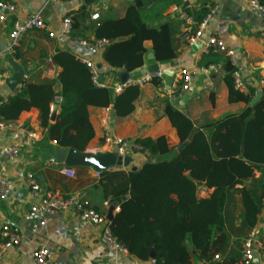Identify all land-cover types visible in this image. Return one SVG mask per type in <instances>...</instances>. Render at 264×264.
Returning <instances> with one entry per match:
<instances>
[{"label":"crops","instance_id":"crops-1","mask_svg":"<svg viewBox=\"0 0 264 264\" xmlns=\"http://www.w3.org/2000/svg\"><path fill=\"white\" fill-rule=\"evenodd\" d=\"M0 1L12 5L14 9L12 13H7L6 28L0 26V50L4 52L7 50L8 32L15 20H22L30 14L39 12L46 24V30L28 32L22 36L15 50L17 58L7 52L4 53V59L0 62V104L21 90L24 76L26 81L32 84L56 80L60 69L52 64L51 58L57 51H69L79 60L90 62L99 73L101 87H108L113 91L115 86L121 84L120 74L125 70H113L109 67L102 58L103 49L81 47L63 38L61 32L63 14L73 15V24H76L73 33L77 39L86 42L95 41V26L104 20L122 18L134 1L141 2V18L149 28L158 30L161 25L170 26L176 57L169 61H156L152 42L146 40L143 43L147 51L144 65L134 72H128V81H133L148 74L143 73V69L156 64L161 74L158 85L151 82L139 86V95L133 103V111L124 117L116 116L110 107L89 106L87 112L93 138L84 153L117 156L115 148H109L104 143L102 121L106 109L109 110V119L105 131L112 138L133 143L139 138L156 139L162 136L166 138L171 151L150 158L149 161L154 163L171 161L180 150L176 131L165 114L167 105L184 114L197 128L226 116L239 114L246 106L241 102H228V89L224 80L227 75L225 60L208 68L199 66L205 54L204 44L213 35H217L229 49L234 51L242 78L246 83V93L252 91L255 96L259 82L264 80V39L260 37L261 31L264 30L263 15L262 17L257 15L256 24L251 20L247 21L248 19H240L237 23L232 20V16L222 14L224 6L221 0H99L94 5H84L82 0ZM238 1L243 4L245 10L256 14L249 8V0ZM205 3L214 4L216 11L206 23L200 39L193 45L187 46L181 42L183 32L189 27L186 17L191 18L194 25L192 17L187 14L197 12ZM94 15H97L95 19L92 18ZM193 25L191 28L194 27ZM48 33L53 36L49 37ZM15 66L23 69L24 73L16 89L9 92L5 84L15 73ZM181 68L192 72L191 88L181 99L172 101L166 90ZM54 90L56 93L59 92L60 86H54ZM59 102L60 99L57 98L49 105L50 124L59 114ZM0 122L16 125L15 128L0 131V145L18 144L21 149L13 160L0 155V168L4 169V178L12 183L9 195L5 199H0V230L3 225H9L17 229L20 236L18 247L0 255V264H34L32 252L40 247L50 249L58 264H150L151 260L140 261L128 254L121 255L105 247L101 242V227L79 222L73 209L47 217L44 226L39 225V219L34 221L24 219L25 213L36 202L31 197L26 182L27 174H32L38 180L42 193L53 192L64 198L76 196L78 199L88 201L92 208L106 219L108 215L112 217L118 208L110 205L107 198L125 186L126 175L131 171V167L139 169L148 161L144 154L131 153L129 157L133 162L129 168L111 165L102 172L86 167L67 168L64 159L70 149H62L46 137L37 109L23 111L16 119L6 120L0 116ZM25 128L36 134V138L28 137ZM66 169L74 171V178L64 175ZM258 176L259 173L256 172L255 177ZM211 192L212 189L199 186L196 195L198 198H206ZM17 196L21 198L18 199ZM238 222L239 220H236L235 225ZM253 233L255 243L260 244L262 248L264 208L258 216ZM203 261H197L196 264H201ZM253 264H264V261L257 255Z\"/></svg>","mask_w":264,"mask_h":264},{"label":"trees","instance_id":"trees-1","mask_svg":"<svg viewBox=\"0 0 264 264\" xmlns=\"http://www.w3.org/2000/svg\"><path fill=\"white\" fill-rule=\"evenodd\" d=\"M207 5L187 14L194 21L193 29L214 6ZM140 6L141 2L134 1L122 18L104 20L94 27V40L107 42L102 58L113 70L131 73L142 68L146 40L152 42L156 61L176 57L170 26L149 28L141 18ZM75 27L72 22L73 38H77ZM14 56L17 58L16 51ZM221 60H225L228 102L246 107L237 115L197 128L167 105L165 114L179 139L176 157L167 162L149 161L171 151L163 136L134 140L148 161L129 171L125 186L107 198L118 208L109 231L130 257L149 261L153 253L155 264H196L218 255L222 264H236L243 242L253 232L264 208V97L248 106L254 94L234 88L233 68L223 55L205 53L199 66L208 68ZM51 62L60 69L56 80L25 81L17 94L0 104V116L16 119L21 112L35 108L49 140L62 149L84 153L93 138L87 108L110 107L116 116H127L133 111L139 86L129 85L119 94L98 87L89 68L69 51H57ZM153 82L158 85L159 81ZM56 85L60 86L57 93ZM57 98L60 111L50 124L49 105ZM199 186L212 189L211 194L198 198ZM261 245L264 250V238Z\"/></svg>","mask_w":264,"mask_h":264},{"label":"built area","instance_id":"built-area-1","mask_svg":"<svg viewBox=\"0 0 264 264\" xmlns=\"http://www.w3.org/2000/svg\"><path fill=\"white\" fill-rule=\"evenodd\" d=\"M248 5L252 11H255L256 13L264 16V0H249ZM13 10L14 9L12 5L0 1V26L6 28L5 24L7 20V13H12ZM215 11L216 7H213L210 12L206 15L205 19L195 29L191 28V26L193 25L191 18L185 16L189 27H187L186 30L183 32L181 36V42L185 43L187 46H191L198 39H200L202 35V30L204 29L206 23L210 20L212 15L215 13ZM96 17L97 15H94L92 18L95 19ZM72 22L73 15L71 13H66L61 16V32L64 39L72 41L81 47H89L93 49H103L104 46L107 44L105 40L86 42L77 38H73L71 36ZM43 30H46V24L39 12L30 14L22 20H15L11 24L8 32L9 46L5 52H7V54L14 55L15 50L18 47L19 41L23 35L32 31ZM48 36L52 37L53 35L51 33H48ZM260 37L264 39V30L261 31ZM204 45L205 53L210 52L212 54L223 55L229 60L233 68L232 83L234 88L240 92L246 93V83L242 78L239 69V64L237 62L234 51L229 49L224 44L222 39H220L217 35L209 37ZM5 52L0 50V62L3 61ZM80 60L89 68L92 75L93 83L96 86L101 87L98 79V71L92 66L90 62L83 59ZM6 75L8 77V74ZM160 78L161 74L159 72L148 73L136 80L128 81L125 84L115 86L113 88V91L115 94H119L125 87L129 85L142 86L144 84L153 82L154 79L159 80ZM25 81L26 76L23 77L21 86L24 85ZM191 82L192 72L188 69L181 68L176 73L173 82L166 90L167 93H169L170 100H179L182 98L183 95H186L191 88ZM256 92H260L261 97H264V80H261L259 82ZM105 112V117L102 121L104 128L105 145L109 148L114 147L115 153L121 157L129 156L131 153L139 154L138 147L133 142L112 138L105 131L107 129V122L109 119V110L106 109ZM15 127L16 125H14L13 123L0 122V131ZM24 131L28 137L36 138V134L29 131L27 128H25ZM20 150L21 149L18 144L0 145V155L6 156L10 160L15 159L19 155ZM3 172L4 169L0 168V199H5L9 195L10 190L12 189V183L4 178ZM64 175L69 178H74L75 173L72 169H66L64 170ZM96 176L99 177V174L96 173ZM26 182L29 187L31 197L34 199V201H36L30 206L28 211L25 213L24 219L26 221H34L39 219V225L44 226L47 217L52 216L57 212L73 209L75 216L79 222L91 223L93 225L101 227V242L105 247L121 255H127V251L123 249L111 236L108 226L109 221L106 219L105 216L96 212L88 201L78 199L76 196L64 198L61 197L59 194L53 192L42 193L38 180L32 174L26 175ZM17 198L20 199L21 197L17 196ZM0 240V255H2L8 250L18 247V245L20 244V236L18 230L10 227L9 225H3L0 230ZM257 255H259V257L264 261V250L261 248L260 244L255 243L254 233L252 232L249 237L243 242L241 256L236 264H253ZM32 260L34 264H58L53 257L52 251L45 247L35 249L32 252ZM150 264H155L154 260H151ZM201 264L222 263L220 257L218 255H215L210 261H203Z\"/></svg>","mask_w":264,"mask_h":264},{"label":"water","instance_id":"water-1","mask_svg":"<svg viewBox=\"0 0 264 264\" xmlns=\"http://www.w3.org/2000/svg\"><path fill=\"white\" fill-rule=\"evenodd\" d=\"M99 0H82L84 5H94ZM224 9H223V15L226 16H232V20L235 22L240 19H248L247 21H252L253 24H256L257 15H260L259 17H262L261 14H254L250 11H247L244 9V6L241 2L238 0H221ZM264 17V16H263ZM264 28V26H263ZM152 56L150 55L149 58ZM15 73L6 81V89L9 92H13L18 84L21 81L22 75L24 73V70L20 67L15 66ZM160 70L159 66L154 64L152 66H149L145 69H143V73H155ZM128 72L123 71L120 74V81L121 84H125L128 82ZM261 98L260 92H256L254 98L250 101L249 106L252 107L255 105V103ZM179 151V150H178ZM133 159L129 156L121 157V156H114V155H108L103 153H95V154H88V153H78L72 149H70L64 159V165L67 168H76V167H86L90 168L94 171H104V169L108 166L114 165L117 167L122 168H129L132 164ZM136 167H131V171H136ZM108 221L110 222L112 217L111 215H108ZM14 226V225H13ZM150 260H154L153 253L150 254Z\"/></svg>","mask_w":264,"mask_h":264}]
</instances>
